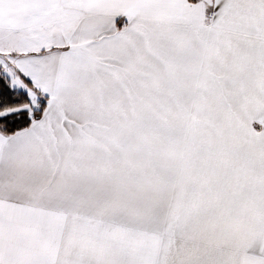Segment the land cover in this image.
I'll return each mask as SVG.
<instances>
[{"label": "snow or ice", "instance_id": "obj_1", "mask_svg": "<svg viewBox=\"0 0 264 264\" xmlns=\"http://www.w3.org/2000/svg\"><path fill=\"white\" fill-rule=\"evenodd\" d=\"M0 264H264V0H0Z\"/></svg>", "mask_w": 264, "mask_h": 264}]
</instances>
